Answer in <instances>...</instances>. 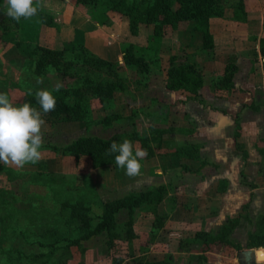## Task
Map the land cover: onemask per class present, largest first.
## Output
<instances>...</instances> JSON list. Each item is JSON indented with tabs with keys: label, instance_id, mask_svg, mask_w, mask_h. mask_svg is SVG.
Wrapping results in <instances>:
<instances>
[{
	"label": "crops",
	"instance_id": "0c3cea01",
	"mask_svg": "<svg viewBox=\"0 0 264 264\" xmlns=\"http://www.w3.org/2000/svg\"><path fill=\"white\" fill-rule=\"evenodd\" d=\"M49 1L53 0H44V5L59 12ZM254 1L258 7L247 8L244 21L233 20L230 14L215 23L211 21L209 29L215 44L212 52L201 49V34L194 26L187 28L190 32L179 29L177 35L182 36L174 41L170 42L172 37L163 39V43L169 41L174 46L173 54L181 61L193 57L199 62L204 83L196 95L167 89L166 65L161 62L153 75L138 78L139 85L132 86L127 95L118 96L119 100L110 108L106 106L98 111L101 116L115 113L121 117L100 126L108 136L92 132L93 135L109 137L121 133L116 127L123 125L124 130L129 124L131 132L144 134L157 130L162 134V152L140 161L142 168L138 176L129 177L125 169L111 165L119 178L113 188L120 192L118 197L159 185L166 189L157 206L158 213L166 215L162 227L155 238L147 242L151 220L135 218L137 237L132 241L131 253L137 244L138 249L141 245L145 249L139 254L144 252L151 258L161 259L172 254L173 264H201L197 261L199 255L205 256L202 264H235L237 258L243 260L242 251L248 250L249 234L264 232V75L260 56L256 54V37L264 36V0ZM64 11L60 13L65 23L58 31L28 20L22 30L24 33L17 32V35L19 38L34 35L29 41L30 47L42 41L51 48L65 41L80 42L95 55L123 65L122 47L134 44L137 35L128 33L123 39L125 34L115 31L102 38L91 21L82 16L69 17L72 12L67 9L65 16ZM193 32L198 33L197 42L188 35ZM50 35L55 41L47 43L44 40ZM231 56L237 66L234 87L229 93L219 95L209 83ZM0 58L3 68L4 62L22 68L25 62L32 61L19 52L14 42L0 44ZM127 107L131 115L126 112ZM81 124L68 122L66 127L80 128ZM83 127L85 129V124ZM130 134H123V140L128 139L135 145ZM193 145L198 147L193 154L175 153L179 146ZM110 173L114 174L110 171L107 175ZM232 219H237V225L230 239L240 245L241 250L222 243L206 245L202 240L181 246L182 240L193 239L196 230L215 234ZM107 260L106 256L104 264H108Z\"/></svg>",
	"mask_w": 264,
	"mask_h": 264
},
{
	"label": "trees",
	"instance_id": "16d2710c",
	"mask_svg": "<svg viewBox=\"0 0 264 264\" xmlns=\"http://www.w3.org/2000/svg\"><path fill=\"white\" fill-rule=\"evenodd\" d=\"M76 2L87 7L95 19L104 25L108 19H113L112 21L118 24L123 22L132 35L140 34L143 26H151L148 38L156 46L160 45L168 26L192 21L194 29L201 32V49L207 53L212 52L215 46L209 29L213 18L223 17L228 8H231L230 17L233 20L244 21L246 15V0H76ZM30 19H35L42 26L53 27L57 31L65 23L62 13L47 8L43 0L38 14ZM28 20L21 18L17 22L6 15L0 18V28L14 38L19 52H23V55L32 60L33 75L39 77L54 72L60 77L59 83L63 87L59 91H54L55 86L49 89L53 90L56 96L55 110L47 113L50 116L63 115L66 120L83 122L87 127L92 124L106 126L120 118L121 116L115 113L94 118L93 110L96 109L95 107L104 108L110 100L114 101L117 97L116 92L123 93L125 83L119 74L123 65L144 75L150 71L151 64L163 61L166 65V88L192 95H196L204 83V76L196 59L181 61L177 55H170L166 60L160 59L159 55L148 59L144 54L137 53L139 48L133 43L122 47L123 65L95 55L80 42L65 41L58 47L52 48L41 44L30 47L29 41L35 37L34 35L28 34L27 38H19L17 35V32L24 33L22 30ZM256 40V54L260 56L264 75V36L256 37ZM150 50L155 49L150 48ZM236 71L237 66L231 56L223 70L210 80L212 90L219 95L229 93L234 87L233 78ZM32 91L31 96L27 94L28 92L23 94L22 102H29L33 107L40 108L35 99L34 89ZM253 109L257 107L253 106ZM131 136L136 146L147 150L146 157L162 152V134L157 130L144 134L133 131ZM123 137L121 133H114L109 137L87 134L78 136L62 146L50 144L47 147L62 157L72 158L75 162L86 157L90 161L91 168H98L115 164L116 154L109 155L106 150L113 141L122 142ZM236 147L242 150L240 144L236 143ZM195 148L198 149L195 145L179 146L175 153L190 155ZM35 178L37 179L38 176ZM49 179L53 177L50 176ZM165 191V186L159 185L140 192H130L111 201L102 202L99 213L93 212L91 205L84 201L64 200L61 208L53 213V216L63 220L64 225L48 227L46 229L50 233L46 237L44 235L36 238L35 242L42 248L41 251L25 254L15 248L0 247V254L5 255L2 261L4 264L38 262L69 264V260L73 257L72 247H76L81 255L78 264H87L82 257L86 250L82 241L102 235L108 264H173L172 254L155 259L144 252L136 256L131 253L132 241L137 237L134 230L135 211L139 209L141 218L151 220L147 242L152 241L166 219V215L159 214L157 210ZM121 209L127 211L128 217L118 223L116 214ZM70 225L73 226L75 233L72 236L65 233ZM236 225L237 219H232L221 226L215 234L196 230L193 239L182 240L181 246L202 240L206 245L222 243L241 250V246L230 239V234ZM246 247L254 250L253 258H255L256 248L264 247V232L249 234ZM58 252L60 259L54 258ZM198 258L205 260L203 255H199Z\"/></svg>",
	"mask_w": 264,
	"mask_h": 264
},
{
	"label": "rangeland",
	"instance_id": "374dc122",
	"mask_svg": "<svg viewBox=\"0 0 264 264\" xmlns=\"http://www.w3.org/2000/svg\"><path fill=\"white\" fill-rule=\"evenodd\" d=\"M48 4L58 7L59 12L65 10V16L67 9L69 13L72 12L69 17L73 16L72 18L76 19L82 16L91 21L96 25V29L102 38L107 37L108 32L119 31L121 34L124 33L126 37L123 36V39L127 38V34L130 33L123 22L118 24L112 21V18V20L108 19L105 25L98 22L92 12L87 7L77 4L76 0H53L49 1ZM250 7H258L257 2L254 0H246V9ZM5 11L6 0H0V18L6 16ZM230 13L231 8H228L225 14ZM29 21L30 23L40 25L35 19H29ZM216 21H219V18L212 19V23ZM192 26H194L192 21L180 22L176 26H168L166 28V34L162 37L159 46L153 44L148 38L151 33V26H143L141 33L138 34L137 37H134L136 40L134 44L139 48L137 53L144 54L148 59L159 55L160 59L166 60L168 56L176 54H173L174 46L170 45L168 43L169 41H164L163 43V39L165 40L167 37H172L170 42L174 41V38L182 36L177 35L179 29H186V31L190 32L187 28H192ZM197 34L198 33L193 32L188 35L193 41L197 42ZM200 34L199 31V35ZM44 41L51 43L54 42L55 39L52 40L50 35L48 38L46 36ZM0 42L1 45H5L8 42H14V38L6 35V32L0 28ZM43 43L42 41L41 45H48ZM150 48H154L155 50H150ZM192 49L194 48H190V50ZM4 63V68L0 66V92L8 93L10 99H12L17 106L23 103V94L28 92L29 89H34V91L37 89H51L60 82V77L54 72H49L47 75L39 77L33 75L31 73V61L25 62L22 68H15L8 62ZM158 66H160V62L151 64V69L148 74L143 75L135 69L127 68L123 65L119 74L124 79L125 90L123 93L116 92V99H114V101L110 100L107 107L110 108L113 102H117V100H119L118 96L123 97V94L127 95V92L132 86L139 85L137 83L142 80V76L153 75L155 71H157ZM38 78L43 79L42 84L36 83ZM138 78L140 79L139 82ZM13 80H15V82ZM130 104H132V102ZM36 108L39 109V107ZM95 108L96 109L93 110L94 118L102 117L98 111L103 108ZM126 112L129 115L132 113L129 107L126 108ZM42 116L45 120V125L42 129L44 139L41 149L42 159L36 164H27L23 168L0 164V247L3 249L15 248L25 254L38 253L42 250L35 240L38 236L45 235L46 237L50 233L46 228L54 226L61 227L64 225L62 219L53 216L54 211L61 208V203L64 202V200L84 201L91 205L93 212L99 213L101 211L100 205L102 202L111 201L118 198L120 195L119 191L113 189L116 187V184H118L119 178L116 176L114 172L115 169L111 167V165L98 167L93 170L89 163L90 161L86 157L80 159V164L77 165V162L74 163L72 158L62 157L47 147L50 144L62 146L78 136L92 134V132L108 136V132H103V130L100 129L102 124H92L89 127L85 126L84 129V123L81 122L83 125L81 124L80 128L72 126L66 127L68 122L75 121H68L63 115L50 116L42 113ZM122 126L123 125L116 127V129L121 131V134L126 136L133 132H131L130 124L124 130ZM65 128L67 130H65ZM110 171L114 174L110 173L107 175V172ZM35 176H38V178L36 179ZM50 176H52L53 179L50 180ZM139 213V209H137L135 211L136 220H138ZM127 217L128 213L125 209L122 211L120 210L116 214L118 223L123 222ZM65 233L68 236L75 234L73 226H68ZM103 242L104 239L102 235H97L82 241L83 246L86 248L82 257L87 264L89 262L90 264H104L103 259L106 257V249ZM144 245L146 246L145 243ZM144 250L143 245L138 249V245L136 244L132 249V254L136 255ZM72 252L73 257L69 260V264H78L81 255L76 247H72ZM4 256V253L0 254V264H4L2 261ZM54 258L60 259V253L58 252L55 254ZM242 258L243 260L237 258L235 264H243L246 258ZM255 258H252L251 264H264V247L256 248ZM198 259L197 261L202 264V258ZM36 264L42 263L38 262Z\"/></svg>",
	"mask_w": 264,
	"mask_h": 264
},
{
	"label": "clouds",
	"instance_id": "9594fccd",
	"mask_svg": "<svg viewBox=\"0 0 264 264\" xmlns=\"http://www.w3.org/2000/svg\"><path fill=\"white\" fill-rule=\"evenodd\" d=\"M40 8L41 0H6L5 15L19 22L21 18L30 19L36 16ZM36 83L42 84L43 79L38 78ZM62 87L61 83H57L54 91H59ZM27 94L33 95L32 89ZM34 95L39 109L29 102L17 106L8 93L0 92V164L23 168L42 159V129L45 125L42 113L55 110L56 96L49 89H37ZM106 152L109 155L116 154L115 165L125 169L129 177L140 174V161L148 154L146 149L134 146L128 139L120 143L113 141Z\"/></svg>",
	"mask_w": 264,
	"mask_h": 264
},
{
	"label": "water",
	"instance_id": "95a60500",
	"mask_svg": "<svg viewBox=\"0 0 264 264\" xmlns=\"http://www.w3.org/2000/svg\"><path fill=\"white\" fill-rule=\"evenodd\" d=\"M242 255H243V257H245V258H247V257H249V258H253L254 250H250V249H248V250L242 251Z\"/></svg>",
	"mask_w": 264,
	"mask_h": 264
},
{
	"label": "flooded vegetation",
	"instance_id": "af4514ba",
	"mask_svg": "<svg viewBox=\"0 0 264 264\" xmlns=\"http://www.w3.org/2000/svg\"><path fill=\"white\" fill-rule=\"evenodd\" d=\"M252 263V260L251 258H246L245 261H243V264H251Z\"/></svg>",
	"mask_w": 264,
	"mask_h": 264
}]
</instances>
